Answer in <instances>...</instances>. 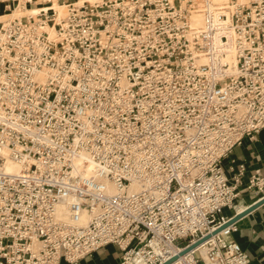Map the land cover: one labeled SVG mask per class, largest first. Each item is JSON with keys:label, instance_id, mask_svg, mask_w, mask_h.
<instances>
[{"label": "built area", "instance_id": "1", "mask_svg": "<svg viewBox=\"0 0 264 264\" xmlns=\"http://www.w3.org/2000/svg\"><path fill=\"white\" fill-rule=\"evenodd\" d=\"M0 4V264H254L213 232L264 197L223 165L264 128V0Z\"/></svg>", "mask_w": 264, "mask_h": 264}, {"label": "crops", "instance_id": "2", "mask_svg": "<svg viewBox=\"0 0 264 264\" xmlns=\"http://www.w3.org/2000/svg\"><path fill=\"white\" fill-rule=\"evenodd\" d=\"M0 12L3 11L0 10ZM241 163L246 165L244 183H247L249 176L256 168H261L264 172V128L254 138H244L242 143L236 145L233 151L223 159V165L229 175H232ZM255 199L253 193L246 191L240 202L245 207L251 205ZM226 212L231 214L229 209ZM235 223L237 229L227 236L228 239L239 242L249 252L252 263L264 264V203L240 216ZM122 255L119 245L109 243L77 263L63 260L61 264H122Z\"/></svg>", "mask_w": 264, "mask_h": 264}, {"label": "bare ground", "instance_id": "3", "mask_svg": "<svg viewBox=\"0 0 264 264\" xmlns=\"http://www.w3.org/2000/svg\"><path fill=\"white\" fill-rule=\"evenodd\" d=\"M214 1L217 2V3H219V4H226V3H230L231 2V0H214ZM0 10H2V9L0 8ZM9 16L10 15H7L4 11L3 12H0V18H1L0 20H3V19H5V18H7ZM201 19H202V17L200 15H195L194 16V20L196 22H200ZM7 167H8L9 170H13L14 171V170H18L21 167V164L18 163V162H15V161H10L8 163ZM111 187L113 189V186H111ZM58 212L61 215H66V213H67V207H66V205L60 204L58 206ZM88 219H89V214L86 211H84V213L82 215L81 222L82 223H85V222L88 221Z\"/></svg>", "mask_w": 264, "mask_h": 264}, {"label": "water", "instance_id": "4", "mask_svg": "<svg viewBox=\"0 0 264 264\" xmlns=\"http://www.w3.org/2000/svg\"><path fill=\"white\" fill-rule=\"evenodd\" d=\"M264 203V197L256 202H254L253 204L249 205L246 209H244L242 212L238 213L235 217H233L231 220H229L228 222H226L225 224H223L222 226H220L219 228H217L216 230H214V233H217L218 231L222 230L224 227H226L227 225H229L230 223L235 222L240 216L244 215L245 213L249 212L250 210L254 209L255 207L261 205ZM211 236V234L197 240L195 243H193L192 245L188 246L187 248H185L180 254H183L193 248H195L196 246H198L199 244H201L203 241H205L207 238H209ZM179 254V255H180ZM178 257V255H176L175 257H173L172 259H170L169 261L165 262L164 264H170L172 263L174 260H176Z\"/></svg>", "mask_w": 264, "mask_h": 264}, {"label": "rangeland", "instance_id": "5", "mask_svg": "<svg viewBox=\"0 0 264 264\" xmlns=\"http://www.w3.org/2000/svg\"><path fill=\"white\" fill-rule=\"evenodd\" d=\"M1 19V18H0Z\"/></svg>", "mask_w": 264, "mask_h": 264}]
</instances>
